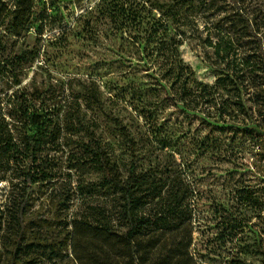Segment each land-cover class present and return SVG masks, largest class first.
Segmentation results:
<instances>
[{
    "label": "rangeland",
    "instance_id": "374dc122",
    "mask_svg": "<svg viewBox=\"0 0 264 264\" xmlns=\"http://www.w3.org/2000/svg\"><path fill=\"white\" fill-rule=\"evenodd\" d=\"M101 5L0 0L3 108L45 109L59 123L63 144L50 152L62 166L57 183L30 193L29 261L94 264L71 242L72 223L94 207L102 187L88 160L95 145L82 146L92 140L122 179L134 168L145 208L178 218L190 234L194 264H264V66L258 68L255 44L240 30V42L218 44L225 32L212 23L223 14L195 2L170 19L132 0L131 9L146 16L141 26L115 23ZM169 66L174 74L164 72ZM76 163L85 166L69 168ZM67 187L72 194L64 209L57 200ZM20 196L18 187L0 181L1 208L12 209ZM5 226L0 264L14 233L11 222Z\"/></svg>",
    "mask_w": 264,
    "mask_h": 264
},
{
    "label": "trees",
    "instance_id": "16d2710c",
    "mask_svg": "<svg viewBox=\"0 0 264 264\" xmlns=\"http://www.w3.org/2000/svg\"><path fill=\"white\" fill-rule=\"evenodd\" d=\"M131 1L100 0L102 7L109 6V17L115 23L121 25L127 22L141 26L146 16L131 9ZM142 1L152 10H161V16L171 14L168 15L170 19L184 4L194 2L204 12L223 14L216 20L214 18L212 23L223 27L225 32V36L217 43L225 42L228 46H233L236 41L240 42L236 36V31L240 30L255 44L260 55L258 68L264 66V1L161 0L164 2L161 5H158L160 0ZM151 15L152 13L148 16ZM147 29L150 30L149 34L154 31L153 22ZM206 40L208 44H212L209 37ZM247 61L248 57L241 59L243 64H247ZM164 72L174 74V69L169 66ZM262 83L264 85V78ZM262 99L264 103V93ZM34 111L36 112L29 114V108H21V105L18 109L4 110L0 100V181H6L9 187H18L21 191L15 207H0V231L7 229L6 222H11L14 226L5 264H35L33 260L29 261V256L25 253L30 193L35 186L54 187L59 177L57 170L62 169V166L55 163V155H50L51 151L58 152L63 146L58 138L59 123L53 121L45 109L37 108ZM19 122L23 125L29 123L35 130L26 132L23 127L18 126ZM45 134H50V137ZM82 146H94L87 153L88 160L92 163L91 170L101 176L99 182L102 187L98 188L93 197L94 207L86 211L85 216L81 213V219L72 223L71 242L74 250L76 251L75 247L82 248L87 260L94 264H194L189 251L190 234L182 233L184 226L177 223L176 216L145 208L146 201H143V196L138 195L135 188L138 176L134 168L131 167L122 179L114 170L108 153L100 142L90 140ZM75 153L76 151L69 152L67 157L71 159L75 157ZM76 164L69 168L78 170V166H85L84 163ZM67 188L57 200V204L64 209L69 208L71 201V188ZM57 189L59 187L52 190L57 192Z\"/></svg>",
    "mask_w": 264,
    "mask_h": 264
}]
</instances>
